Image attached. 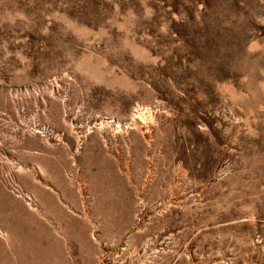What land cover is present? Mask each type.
Segmentation results:
<instances>
[{
	"label": "rangeland",
	"instance_id": "374dc122",
	"mask_svg": "<svg viewBox=\"0 0 264 264\" xmlns=\"http://www.w3.org/2000/svg\"><path fill=\"white\" fill-rule=\"evenodd\" d=\"M0 264H264V0H0Z\"/></svg>",
	"mask_w": 264,
	"mask_h": 264
}]
</instances>
